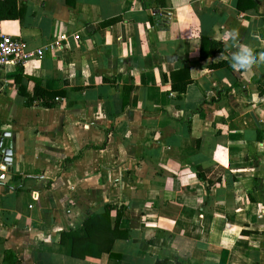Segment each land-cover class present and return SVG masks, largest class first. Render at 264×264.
Masks as SVG:
<instances>
[{
    "label": "crops",
    "instance_id": "1",
    "mask_svg": "<svg viewBox=\"0 0 264 264\" xmlns=\"http://www.w3.org/2000/svg\"><path fill=\"white\" fill-rule=\"evenodd\" d=\"M16 1L42 54L0 68V264H264V62L230 66L264 0ZM107 205L127 237L71 257Z\"/></svg>",
    "mask_w": 264,
    "mask_h": 264
},
{
    "label": "trees",
    "instance_id": "2",
    "mask_svg": "<svg viewBox=\"0 0 264 264\" xmlns=\"http://www.w3.org/2000/svg\"><path fill=\"white\" fill-rule=\"evenodd\" d=\"M23 4L16 0H0V19H17L21 17ZM261 51L252 52L253 56ZM189 81L183 82V87ZM180 87L179 91L184 88ZM111 206H105L102 213L89 215L79 229H69L59 233V241L69 244V255L74 258L83 259L86 256L100 257L103 253L112 256L111 248L113 242L119 238H126L127 232L119 228V222L123 215V206H118L114 214L113 226L110 227ZM154 264H186L178 259L157 258Z\"/></svg>",
    "mask_w": 264,
    "mask_h": 264
},
{
    "label": "built area",
    "instance_id": "3",
    "mask_svg": "<svg viewBox=\"0 0 264 264\" xmlns=\"http://www.w3.org/2000/svg\"><path fill=\"white\" fill-rule=\"evenodd\" d=\"M41 54V49L30 50L25 41L6 35L0 29V68L5 66L9 61L23 64L29 58L38 57ZM4 178V174H0V180Z\"/></svg>",
    "mask_w": 264,
    "mask_h": 264
},
{
    "label": "clouds",
    "instance_id": "4",
    "mask_svg": "<svg viewBox=\"0 0 264 264\" xmlns=\"http://www.w3.org/2000/svg\"><path fill=\"white\" fill-rule=\"evenodd\" d=\"M262 62H264V52H259L256 56H253L251 48L241 47L232 55L230 66L234 70H248L253 64Z\"/></svg>",
    "mask_w": 264,
    "mask_h": 264
},
{
    "label": "water",
    "instance_id": "5",
    "mask_svg": "<svg viewBox=\"0 0 264 264\" xmlns=\"http://www.w3.org/2000/svg\"><path fill=\"white\" fill-rule=\"evenodd\" d=\"M167 14L163 12V16ZM11 142L9 140V133L2 132L1 139H0V154L2 156V160L6 163L10 162L11 159V151H10Z\"/></svg>",
    "mask_w": 264,
    "mask_h": 264
}]
</instances>
